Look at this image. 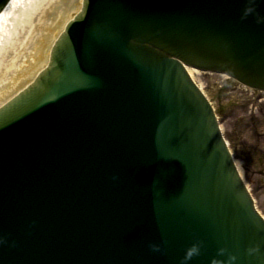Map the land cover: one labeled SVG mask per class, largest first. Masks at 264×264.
I'll return each mask as SVG.
<instances>
[{
	"label": "water",
	"instance_id": "95a60500",
	"mask_svg": "<svg viewBox=\"0 0 264 264\" xmlns=\"http://www.w3.org/2000/svg\"><path fill=\"white\" fill-rule=\"evenodd\" d=\"M257 14L264 0H78L0 106V264H182L197 242L189 264L220 248L264 264V219L186 71L264 91Z\"/></svg>",
	"mask_w": 264,
	"mask_h": 264
},
{
	"label": "rangeland",
	"instance_id": "374dc122",
	"mask_svg": "<svg viewBox=\"0 0 264 264\" xmlns=\"http://www.w3.org/2000/svg\"><path fill=\"white\" fill-rule=\"evenodd\" d=\"M52 17H57V14ZM48 22L49 20L47 24ZM42 32L45 33L46 30ZM16 62L17 72L22 67L25 68L23 72L30 71L29 64L34 63L28 61L29 63L17 67L19 60ZM190 73L220 113V126L239 172L255 200L257 209L264 217V93L243 87L222 75L193 70ZM23 78L21 75L17 76V80ZM3 80L5 75L0 81Z\"/></svg>",
	"mask_w": 264,
	"mask_h": 264
},
{
	"label": "bare ground",
	"instance_id": "6f19581e",
	"mask_svg": "<svg viewBox=\"0 0 264 264\" xmlns=\"http://www.w3.org/2000/svg\"><path fill=\"white\" fill-rule=\"evenodd\" d=\"M77 3L78 0H11L4 8L0 14V80L3 75L5 80L0 81V105L30 83L43 67L53 41ZM17 59V67L34 61L29 64L30 71L23 72L22 67L17 72ZM187 71L191 75V70ZM19 75L24 78L17 80Z\"/></svg>",
	"mask_w": 264,
	"mask_h": 264
},
{
	"label": "clouds",
	"instance_id": "9594fccd",
	"mask_svg": "<svg viewBox=\"0 0 264 264\" xmlns=\"http://www.w3.org/2000/svg\"><path fill=\"white\" fill-rule=\"evenodd\" d=\"M256 2L257 0H248V3L250 4H255ZM254 11L255 9L253 8L245 9L244 17L242 18H247V16L252 14ZM256 23L257 24L264 23V16L257 14ZM113 179H115V177ZM0 243H2V241H0ZM149 247L154 252H161L162 250L161 247L157 244H150ZM202 248H203L202 242L194 243L190 247H188L185 251L182 264H189V261H191L193 257H199L201 255ZM260 251L261 249L259 245H255L247 249V253L249 256H257L260 254ZM217 256L226 257V258L225 259L213 258L210 264H237L238 261V257L234 254L229 253L228 250L225 248L218 249Z\"/></svg>",
	"mask_w": 264,
	"mask_h": 264
},
{
	"label": "trees",
	"instance_id": "16d2710c",
	"mask_svg": "<svg viewBox=\"0 0 264 264\" xmlns=\"http://www.w3.org/2000/svg\"><path fill=\"white\" fill-rule=\"evenodd\" d=\"M217 114H220V113H218V111H217Z\"/></svg>",
	"mask_w": 264,
	"mask_h": 264
}]
</instances>
